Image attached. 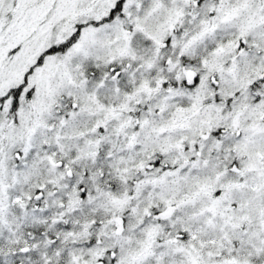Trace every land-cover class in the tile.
I'll list each match as a JSON object with an SVG mask.
<instances>
[{"label":"snow or ice","instance_id":"obj_1","mask_svg":"<svg viewBox=\"0 0 264 264\" xmlns=\"http://www.w3.org/2000/svg\"><path fill=\"white\" fill-rule=\"evenodd\" d=\"M0 264H264V0H0Z\"/></svg>","mask_w":264,"mask_h":264}]
</instances>
